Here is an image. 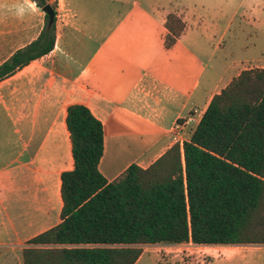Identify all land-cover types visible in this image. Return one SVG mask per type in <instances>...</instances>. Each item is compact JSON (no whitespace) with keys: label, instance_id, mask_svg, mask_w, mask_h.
<instances>
[{"label":"crops","instance_id":"0c3cea01","mask_svg":"<svg viewBox=\"0 0 264 264\" xmlns=\"http://www.w3.org/2000/svg\"><path fill=\"white\" fill-rule=\"evenodd\" d=\"M56 11L54 50L0 82V263L61 223L62 174L74 169L70 106L103 123L99 168L112 182L189 141L232 81L224 56L209 64L224 47V12L203 0H58ZM172 13L186 28L167 49ZM43 28L19 47L23 38L0 35V65ZM136 264H264V244L147 246Z\"/></svg>","mask_w":264,"mask_h":264},{"label":"trees","instance_id":"16d2710c","mask_svg":"<svg viewBox=\"0 0 264 264\" xmlns=\"http://www.w3.org/2000/svg\"><path fill=\"white\" fill-rule=\"evenodd\" d=\"M45 17L38 38L0 65V82L54 50ZM166 27L172 49L186 25L170 14ZM67 112L74 169L62 174L61 223L29 241L23 264H136L147 246L264 244V69L215 95L189 141L112 182L99 168L103 123L83 105Z\"/></svg>","mask_w":264,"mask_h":264},{"label":"rangeland","instance_id":"374dc122","mask_svg":"<svg viewBox=\"0 0 264 264\" xmlns=\"http://www.w3.org/2000/svg\"><path fill=\"white\" fill-rule=\"evenodd\" d=\"M203 2L209 7L221 8L224 12L221 22L225 30L224 47L215 52L213 57L209 54V64L212 65L224 56L231 64V69L225 76L226 81L234 80L244 70L264 69L263 1L203 0ZM31 3L34 2L31 0ZM34 4L35 10L33 11L25 3V0H0V35L3 36V34L11 33L15 34L17 39L23 38L24 40L15 44L16 47L36 38L42 27L46 24V13L43 8H39L36 3ZM49 5H55V0H50ZM253 5H255L254 8ZM17 7L25 8L23 15L18 16L16 14L15 10ZM231 13L236 14L232 17L233 14ZM219 72L224 73V68H220ZM20 251L9 256L11 264H23V259L21 258L23 252L22 250ZM148 251L161 252L152 249ZM162 252L164 253L166 251L162 250ZM200 254H203V252L198 250L195 256L198 257ZM154 256H157V254H148L145 260ZM195 260L199 259L196 258ZM8 263L9 260L7 263L6 260L5 262L3 260L0 264Z\"/></svg>","mask_w":264,"mask_h":264},{"label":"water","instance_id":"95a60500","mask_svg":"<svg viewBox=\"0 0 264 264\" xmlns=\"http://www.w3.org/2000/svg\"><path fill=\"white\" fill-rule=\"evenodd\" d=\"M44 12L49 16L50 25L55 23V12L51 5H46L43 8Z\"/></svg>","mask_w":264,"mask_h":264},{"label":"clouds","instance_id":"9594fccd","mask_svg":"<svg viewBox=\"0 0 264 264\" xmlns=\"http://www.w3.org/2000/svg\"><path fill=\"white\" fill-rule=\"evenodd\" d=\"M25 3L28 5V7L31 9V10H35V4L34 3H31V0H25ZM16 14L18 15V16H21V15H23L24 14V12H25V8L24 7H17L16 8Z\"/></svg>","mask_w":264,"mask_h":264}]
</instances>
